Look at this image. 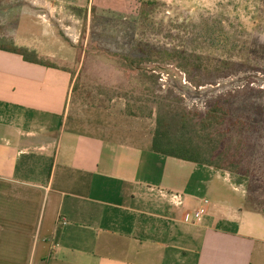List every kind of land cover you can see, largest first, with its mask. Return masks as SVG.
<instances>
[{"label": "crops", "instance_id": "obj_1", "mask_svg": "<svg viewBox=\"0 0 264 264\" xmlns=\"http://www.w3.org/2000/svg\"><path fill=\"white\" fill-rule=\"evenodd\" d=\"M76 76L0 50V264H264L244 192L155 153V116L123 98L79 103Z\"/></svg>", "mask_w": 264, "mask_h": 264}, {"label": "rangeland", "instance_id": "obj_2", "mask_svg": "<svg viewBox=\"0 0 264 264\" xmlns=\"http://www.w3.org/2000/svg\"><path fill=\"white\" fill-rule=\"evenodd\" d=\"M105 3L0 0V44H32L76 73L81 104L123 98L139 115L185 111L195 125L218 106L223 124L193 136L264 213V0Z\"/></svg>", "mask_w": 264, "mask_h": 264}, {"label": "trees", "instance_id": "obj_3", "mask_svg": "<svg viewBox=\"0 0 264 264\" xmlns=\"http://www.w3.org/2000/svg\"><path fill=\"white\" fill-rule=\"evenodd\" d=\"M142 49V47L139 49V57L144 59L143 56L145 52ZM0 50L19 55L26 62L46 66L48 68L61 69L51 61L41 58L35 51H31L27 48L11 44H0ZM75 90L76 84L74 92ZM127 111L132 115L137 114L135 110L129 108L128 105ZM222 114L223 111L221 108L215 105L211 107L206 117L195 125L193 124L194 119L185 111L179 115L171 114L170 112L165 115L159 113L156 117V128L153 134V151L165 157L180 159L221 170L219 165L207 158L204 148L200 147L199 143L196 142L193 134L198 135L197 132L202 133L201 131L206 130L210 132V129L218 128L223 124L224 117H222ZM153 115L154 114L151 112L143 116ZM197 127L198 129H195ZM210 137L213 136H208V139ZM262 214L264 215V213Z\"/></svg>", "mask_w": 264, "mask_h": 264}, {"label": "built area", "instance_id": "obj_4", "mask_svg": "<svg viewBox=\"0 0 264 264\" xmlns=\"http://www.w3.org/2000/svg\"><path fill=\"white\" fill-rule=\"evenodd\" d=\"M201 216H202L201 211H197V212H195V218H196V219H200Z\"/></svg>", "mask_w": 264, "mask_h": 264}]
</instances>
